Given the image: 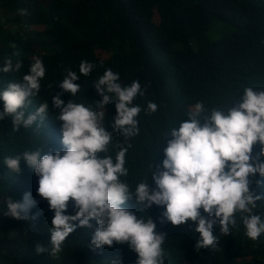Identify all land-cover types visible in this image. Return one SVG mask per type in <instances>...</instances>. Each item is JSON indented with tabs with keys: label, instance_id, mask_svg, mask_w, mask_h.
I'll return each instance as SVG.
<instances>
[{
	"label": "trees",
	"instance_id": "16d2710c",
	"mask_svg": "<svg viewBox=\"0 0 264 264\" xmlns=\"http://www.w3.org/2000/svg\"><path fill=\"white\" fill-rule=\"evenodd\" d=\"M0 9V67L9 58L13 65L22 62L19 71L0 72V92L10 82H22L37 59L46 69L37 94L41 98H28L25 118L42 103L52 104L57 93L65 102L82 99L97 110L95 103L101 97L93 82L107 69L119 74L122 86L139 82L143 95L133 101L141 108L138 132L114 140L120 149L122 141L130 149L125 161L128 174L120 179L132 192L144 181L156 188L151 172L162 170L163 149L171 139L166 136L189 118L197 103L204 106L198 117L203 122L213 109L227 112L235 106L245 88L264 91V0H0ZM36 24L43 28L30 27ZM83 61L94 67L88 76L82 75L86 78L80 80V93L62 92L58 84L75 67L79 75ZM149 102L157 104L155 112L148 110ZM3 107L0 100V111ZM105 113V127L114 132V102L105 106ZM46 149L30 126L14 130L11 116L0 120V264H136L138 254L128 242L92 245L95 220L92 228L77 227L62 250L52 252L54 211L35 196V174L22 160L26 151L43 154ZM260 149L258 142L253 145L252 156ZM17 156H21L19 173L4 163ZM250 180V189L262 197L254 211L264 219V176L256 174ZM25 192L36 201L29 218L7 215L9 197L20 201ZM124 207L145 221L150 217L155 231L164 234L163 264H264V233L255 241L247 237L241 213L227 236L219 223L214 225L218 244L213 250L195 247L200 236L195 223L173 225L162 216L164 206L144 208L133 196ZM67 213L75 214L72 201ZM37 245L45 251L37 252Z\"/></svg>",
	"mask_w": 264,
	"mask_h": 264
},
{
	"label": "clouds",
	"instance_id": "9594fccd",
	"mask_svg": "<svg viewBox=\"0 0 264 264\" xmlns=\"http://www.w3.org/2000/svg\"><path fill=\"white\" fill-rule=\"evenodd\" d=\"M25 11L21 9L22 14ZM21 67V61L13 65L9 58L0 72L19 71ZM93 67L89 62H81L79 75L74 71L76 67L69 70L59 88L71 96L80 93V80ZM45 72L42 61L37 59L22 82H10L0 92V100L4 102L0 120L11 116L14 130L21 125L30 126L47 148L43 154L39 150L26 151L22 160L35 174V196L54 211L50 229L53 253L62 250L63 242L77 227L92 228L95 220L97 227L91 240L95 248L112 246L114 241L128 242L138 254L136 264H163L164 234L155 231L156 224L150 217L145 221L124 207L133 196L144 208L153 204L164 206L162 216L173 225L194 222V231L200 234L195 247L216 250L218 238L213 233L214 225L219 223L220 232L229 235L230 226L237 224V213L242 214L247 237L255 241L264 233V219L254 211L262 197L250 189L251 176H264V160L259 159L264 156V91L245 88L235 106L227 112L213 109L203 122L198 117L204 106L197 103L189 118L166 136L171 139L163 149L162 170L151 172L156 188L144 181L132 192L120 179L128 174L125 161L130 149L123 141L120 149L114 140L117 135L123 140L138 132L141 108L133 101L143 95L139 82L122 86L118 82L119 74L107 69L93 82L101 97L95 103L97 110L86 106L82 99L65 102L62 93H57L52 104L42 103L25 118L23 109L30 103L28 98L39 93ZM112 102L116 108L111 125L114 132L108 131L104 123L105 106ZM148 110L155 112L157 104L149 102ZM257 142L261 145L260 153L253 157V145ZM20 161L21 156L8 157L4 163L19 173ZM70 201L75 214L67 213ZM35 203L30 192H25L20 201L9 197L6 214L28 219ZM36 251L43 252L45 248L37 245ZM113 264L121 262L113 261Z\"/></svg>",
	"mask_w": 264,
	"mask_h": 264
},
{
	"label": "rangeland",
	"instance_id": "374dc122",
	"mask_svg": "<svg viewBox=\"0 0 264 264\" xmlns=\"http://www.w3.org/2000/svg\"><path fill=\"white\" fill-rule=\"evenodd\" d=\"M0 13L3 14L2 11H0ZM154 20L157 21V17H155ZM30 27H32V28H36V29H42V28H43V26H42V25H39V24H38V25H37V24H36V25H31ZM101 54H102V53H101ZM185 264H186V263H185Z\"/></svg>",
	"mask_w": 264,
	"mask_h": 264
}]
</instances>
